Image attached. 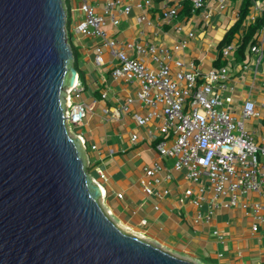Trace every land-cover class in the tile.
I'll use <instances>...</instances> for the list:
<instances>
[{
	"label": "built area",
	"instance_id": "built-area-1",
	"mask_svg": "<svg viewBox=\"0 0 264 264\" xmlns=\"http://www.w3.org/2000/svg\"><path fill=\"white\" fill-rule=\"evenodd\" d=\"M66 4V32L69 40V11ZM82 13V20L76 23L73 31L76 36L95 38L94 62L98 67L112 60V77L126 83L136 84L135 94L126 100L121 111H129L130 105L139 103L148 108L147 114L135 113L133 119L138 127H147L153 122L159 124L148 129V140L153 141L161 159H173V170L186 172L191 187L184 190L178 199L184 203L189 199L198 209L207 205L205 214L198 213L194 223L210 222L220 209H234L247 205L242 201L249 195L259 200L250 206L252 215L259 222L264 221V105L259 106L251 100L242 102L240 110L235 106L236 96L231 84L230 65L235 63L237 42L222 50V60L227 66L212 68L207 72L198 70L194 60L186 51L197 36V31L205 29L213 19L214 9L208 0H188V13L181 14L186 0H107L103 15L87 0H74ZM155 1L164 3L161 17L156 20L149 15ZM227 0H218V10L223 11ZM134 10L139 12L136 21L139 26L138 37L134 40H119L107 31V27L120 25L119 15L129 16ZM264 12L260 2H253L246 18V25L252 24ZM239 13L234 24L239 20ZM169 26L172 34L171 44L157 42L152 38L156 31L163 33V26ZM155 31L151 30L155 28ZM159 28V29H158ZM165 35H168L165 33ZM249 63L264 64V28L256 35V42L250 50ZM84 86L79 77L75 85L67 89V120L69 133L85 122L91 107L83 101ZM257 122L263 131L259 136L250 131L247 124ZM76 137V136H75ZM86 148L82 135L77 136ZM159 138V139H158ZM139 139L133 134V142ZM170 141H172L170 143ZM96 147H92L95 150ZM167 171L162 176L161 174ZM97 178L93 182L107 181L104 172L97 168ZM171 179V174L159 162L144 168L140 185L148 196L162 199L169 194L156 188ZM122 198V194H118ZM158 210L159 207L155 206ZM147 225V220H141ZM259 225L252 226L256 233ZM213 234L221 243L224 237L219 231Z\"/></svg>",
	"mask_w": 264,
	"mask_h": 264
},
{
	"label": "water",
	"instance_id": "water-1",
	"mask_svg": "<svg viewBox=\"0 0 264 264\" xmlns=\"http://www.w3.org/2000/svg\"><path fill=\"white\" fill-rule=\"evenodd\" d=\"M65 18L64 0H0V264H195L102 207L66 124L79 75Z\"/></svg>",
	"mask_w": 264,
	"mask_h": 264
},
{
	"label": "crops",
	"instance_id": "crops-1",
	"mask_svg": "<svg viewBox=\"0 0 264 264\" xmlns=\"http://www.w3.org/2000/svg\"><path fill=\"white\" fill-rule=\"evenodd\" d=\"M71 1L70 4L74 8L67 6L69 15L71 10L79 12L78 3ZM87 1L96 8L97 14L103 15V7L107 0ZM239 1L227 0L225 10L220 11L217 8L218 0H208L209 7L214 9L211 27L215 29L209 31L211 38L218 37V29L222 28L223 24L228 23V26L222 38L233 26V17L240 11ZM188 5V0L184 1L181 14L188 13ZM154 6L149 15L158 20L164 10V3L155 1ZM138 14L139 12L134 10L129 16L119 15L120 25L118 27L109 25L108 33L123 41L136 39L139 34L136 21ZM163 27L162 34L157 30L155 36L152 38L150 33L148 39L171 44L172 31L167 25ZM156 28L151 31L154 32ZM207 29L208 27L198 29L196 38L186 51L188 58L195 61L201 72L216 68L214 64L218 55L217 46L206 47V53L199 54L201 51L199 38H202ZM242 33L240 31L234 37L233 41L237 44ZM76 38V46L74 49L71 48L76 52L78 59L80 58L77 67L84 74L87 84L83 101L91 110L83 125L75 130L86 141L89 174L98 179L96 169L99 168L107 177V181L100 182V188L104 191L102 199L115 213L117 225L138 238L195 264H264V221L256 220L250 210V206L259 200L258 196L249 195L242 200L247 205L246 209L241 206L220 209L215 212L210 222L195 224L194 220L198 213L205 214L208 207L205 205L198 209L189 199L184 203L178 201L184 190L191 187V182L186 178L185 171L173 170V159H161L155 150L154 142H149L148 129H153L159 122H153L147 127H138L133 115L147 114L149 111L139 103L130 105L127 112L121 111L126 100L135 94L137 85L114 80L111 59L106 58V64L102 67L95 64L93 49L97 39L78 36ZM229 69L236 96L235 107L240 110L242 102L247 99L254 101L259 108L264 105V64L258 67L249 65L247 70H242L241 62L235 61ZM256 123L250 122L247 127L257 137L263 131ZM133 134L139 137L135 142L131 140ZM94 146L96 149L92 150ZM156 161L161 162L171 174L170 180L156 188L158 192L169 191L162 199L146 195L140 185L144 168ZM166 173L167 171H164L161 175L164 176ZM118 194H122L121 199L118 198ZM155 206L159 209L156 210ZM144 219L147 220V225H141L140 222ZM254 224L259 225L256 233L252 232ZM215 230L224 237L223 243L213 234Z\"/></svg>",
	"mask_w": 264,
	"mask_h": 264
},
{
	"label": "trees",
	"instance_id": "trees-1",
	"mask_svg": "<svg viewBox=\"0 0 264 264\" xmlns=\"http://www.w3.org/2000/svg\"><path fill=\"white\" fill-rule=\"evenodd\" d=\"M260 2L264 6V0H240V11H239V20L233 24V26L228 30L224 37L220 40V42L217 45V58L215 61L216 68L227 66V63L222 60V50L230 45L232 41L234 40L235 35L240 33L242 31L241 40L239 41L238 49L235 52V61L241 62V64H246L250 62V50L251 47L256 42V35L264 28V12L260 16L257 17L256 21L252 24L246 25V18L249 14L250 7L253 5V2ZM68 4V2H67ZM251 5V6H250ZM68 6V5H67ZM69 11V9H68ZM70 38V36H69ZM80 60L78 59L76 52L73 51V66L77 70L79 75V80L82 86H84V93L87 91L85 84V76L84 74L78 69L77 62ZM82 73V75H81ZM83 98V95H82Z\"/></svg>",
	"mask_w": 264,
	"mask_h": 264
},
{
	"label": "rangeland",
	"instance_id": "rangeland-1",
	"mask_svg": "<svg viewBox=\"0 0 264 264\" xmlns=\"http://www.w3.org/2000/svg\"><path fill=\"white\" fill-rule=\"evenodd\" d=\"M69 3H68V6H69V8H74V6H72L71 4H70V2H72L71 0H69L68 1ZM69 23H71L70 24V26H69V29H70V35H71V37H70V41H69V45L74 49L75 48V46H76V40H77V36H76V34L74 33V31H73V27H74V25L76 24V23H78L80 20H82V13L79 11H77V13H75L74 12V10H71V14L69 15ZM228 21V20H227ZM212 21L210 22V24L207 26L208 27V29H207V31L202 35V38H199V45H200V49H201V51H200V53L199 54H201V55H204L205 53H206V51H205V48L206 47H216L217 45H218V43L220 42V40L222 39V35L224 34V30L227 28V26H228V23H225V24H223V27L222 28H220V29H218V32H217V35H218V37H215V38H211V36L209 35V31H211V29H213L212 27ZM206 27V28H207ZM205 28V29H206ZM215 29V28H214ZM69 35V36H70ZM80 37V36H79ZM79 45H81V44H79ZM71 48V49H72ZM216 54V51L214 52V55ZM81 75H82V73H81ZM84 94V93H83ZM85 95V94H84ZM70 135L71 136H73V137H77L78 136V133L76 132V130H75V128H72L71 129V132H70ZM92 178H95L94 176H92V175H90ZM101 205H102V207L105 209L106 208V211L108 210H110V208H108L107 207V203L102 199V201H101ZM111 211V210H110ZM109 211V212H110ZM111 213H112V215L110 216V218L112 219V221L114 222V223H116L117 224V217L115 216V213L113 212V211H111ZM120 228H122V227H120Z\"/></svg>",
	"mask_w": 264,
	"mask_h": 264
},
{
	"label": "bare ground",
	"instance_id": "bare-ground-1",
	"mask_svg": "<svg viewBox=\"0 0 264 264\" xmlns=\"http://www.w3.org/2000/svg\"><path fill=\"white\" fill-rule=\"evenodd\" d=\"M250 6H251V5H250ZM229 30H230V29H229ZM101 189H102V188H101ZM102 191H103V190H102ZM103 195H104V191H103ZM107 213H108L109 215H111L109 211H107Z\"/></svg>",
	"mask_w": 264,
	"mask_h": 264
}]
</instances>
